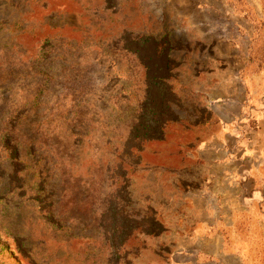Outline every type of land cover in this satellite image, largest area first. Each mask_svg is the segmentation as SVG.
<instances>
[{
    "label": "rangeland",
    "instance_id": "obj_1",
    "mask_svg": "<svg viewBox=\"0 0 264 264\" xmlns=\"http://www.w3.org/2000/svg\"><path fill=\"white\" fill-rule=\"evenodd\" d=\"M255 183L264 0H0V264H170L220 206L227 250L264 264Z\"/></svg>",
    "mask_w": 264,
    "mask_h": 264
},
{
    "label": "crops",
    "instance_id": "obj_2",
    "mask_svg": "<svg viewBox=\"0 0 264 264\" xmlns=\"http://www.w3.org/2000/svg\"><path fill=\"white\" fill-rule=\"evenodd\" d=\"M229 71H225L224 77L219 81L218 89L223 92V94L227 93L228 82L231 80L228 74ZM222 102H227L226 97L220 99ZM240 105V104H239ZM241 116H244L243 110L240 112ZM258 117V116H255ZM220 121L228 122L226 119L219 117ZM237 167V166H236ZM239 169H243V166L239 165ZM252 187V185H251ZM260 186L255 183L253 186V192L251 197L244 199L242 198L238 203L245 205H259L264 203V195L258 193V188ZM220 204L222 201L220 200ZM225 204V202H224ZM218 215H213V208H209L207 214H203L200 216H196L201 220L199 235L193 237L188 243V246L184 249H180L179 253L176 252L172 256V260H170V264H243L242 257L239 253L229 251L226 248V244H224V238L222 232L218 231L220 229L212 228L210 219L212 218H229L231 215H221V213L226 212L225 210H221V206L218 207ZM212 213V214H210ZM221 231H223L221 229ZM195 234L198 231H194Z\"/></svg>",
    "mask_w": 264,
    "mask_h": 264
},
{
    "label": "trees",
    "instance_id": "obj_3",
    "mask_svg": "<svg viewBox=\"0 0 264 264\" xmlns=\"http://www.w3.org/2000/svg\"><path fill=\"white\" fill-rule=\"evenodd\" d=\"M128 186V183L126 180H124V184L120 187V190L122 188H126ZM51 192V191H50ZM124 208H120L118 211L115 208L113 210V213L111 209L109 208L107 211L104 212L103 221L105 224V231H106V240L109 241L110 247L117 251L118 248L124 243V240H126L129 236H131V230L126 228L125 223H122L120 220L113 219V214L115 216H125ZM59 213V212H58Z\"/></svg>",
    "mask_w": 264,
    "mask_h": 264
}]
</instances>
